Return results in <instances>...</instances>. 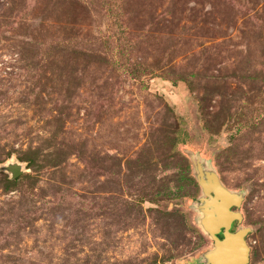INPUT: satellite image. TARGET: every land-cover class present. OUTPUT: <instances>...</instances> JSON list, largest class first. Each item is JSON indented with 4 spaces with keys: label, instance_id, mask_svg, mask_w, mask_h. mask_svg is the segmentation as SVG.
Instances as JSON below:
<instances>
[{
    "label": "rangeland",
    "instance_id": "obj_1",
    "mask_svg": "<svg viewBox=\"0 0 264 264\" xmlns=\"http://www.w3.org/2000/svg\"><path fill=\"white\" fill-rule=\"evenodd\" d=\"M210 174L264 264V0H0V264H210Z\"/></svg>",
    "mask_w": 264,
    "mask_h": 264
},
{
    "label": "water",
    "instance_id": "obj_2",
    "mask_svg": "<svg viewBox=\"0 0 264 264\" xmlns=\"http://www.w3.org/2000/svg\"><path fill=\"white\" fill-rule=\"evenodd\" d=\"M11 170L13 177L19 174L16 166ZM208 181L205 185L210 198L207 205L212 208L205 211L202 220L204 229L214 241L213 249L207 253L208 261L210 264H248L249 247L245 240L248 229L232 230L233 223L241 221L239 212L232 210L240 205L241 199L223 187L215 175H208Z\"/></svg>",
    "mask_w": 264,
    "mask_h": 264
},
{
    "label": "flooded vegetation",
    "instance_id": "obj_3",
    "mask_svg": "<svg viewBox=\"0 0 264 264\" xmlns=\"http://www.w3.org/2000/svg\"><path fill=\"white\" fill-rule=\"evenodd\" d=\"M209 198V197H208Z\"/></svg>",
    "mask_w": 264,
    "mask_h": 264
}]
</instances>
